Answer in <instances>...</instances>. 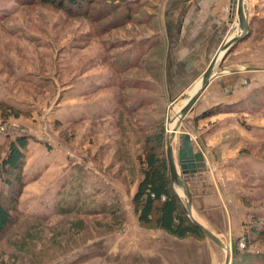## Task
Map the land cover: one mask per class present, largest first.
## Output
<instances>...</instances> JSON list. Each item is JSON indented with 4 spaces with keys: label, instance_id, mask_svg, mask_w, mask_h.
<instances>
[{
    "label": "rangeland",
    "instance_id": "obj_1",
    "mask_svg": "<svg viewBox=\"0 0 264 264\" xmlns=\"http://www.w3.org/2000/svg\"><path fill=\"white\" fill-rule=\"evenodd\" d=\"M164 1L93 0L79 13L0 0V163L11 141L26 142L20 170H0V203L14 209L0 233V264H264V95L250 111L196 118L203 92L180 117L216 53L202 68L183 69L179 83L164 43L144 51L159 36ZM243 4L250 41L219 57L211 74L243 60L263 68L253 76L261 81L264 0ZM171 128L178 176L183 131L207 172L186 179L188 198L168 166L170 186L220 244L203 231L178 238L134 212L145 150L154 146L167 161ZM207 179L212 192H204Z\"/></svg>",
    "mask_w": 264,
    "mask_h": 264
},
{
    "label": "crops",
    "instance_id": "obj_2",
    "mask_svg": "<svg viewBox=\"0 0 264 264\" xmlns=\"http://www.w3.org/2000/svg\"><path fill=\"white\" fill-rule=\"evenodd\" d=\"M231 1L165 0L163 2L158 34L169 54L167 68L173 70L174 75L180 79L179 83H186V81H182L183 75L181 72H183V69L202 68V62L208 60L211 53H217L230 37L241 33L236 6H233ZM225 7L230 9L233 14L235 11L234 23L232 22L233 14L226 12ZM248 11H250L249 8ZM248 31L249 29L247 33ZM247 33L231 43L224 50V53L227 54L230 51L232 53L240 45L249 43L250 39L244 40ZM187 61L191 64L188 65ZM230 62L226 61L224 63V71L212 74L203 90L204 94L209 96L208 100L200 102V108L195 111L194 117L197 118L199 114V116H203V114L213 115L218 111L247 112L250 111L249 108L255 107L254 105L258 104L263 98L264 80L258 81L255 77L253 78L255 71L263 68L258 65H246V61L243 60L237 61L239 63L235 64L236 67L231 68L234 64L231 65ZM189 134L191 133L189 132ZM191 140L193 141V138ZM202 155L205 161L204 170L190 175L189 181H193L201 177L204 172H207V160L203 153ZM205 176L207 177V174ZM174 182L177 192L185 190L183 184ZM210 183H212L211 180L207 179L204 192L214 190ZM195 189L193 188V190ZM192 208V212H194L193 203Z\"/></svg>",
    "mask_w": 264,
    "mask_h": 264
},
{
    "label": "trees",
    "instance_id": "obj_3",
    "mask_svg": "<svg viewBox=\"0 0 264 264\" xmlns=\"http://www.w3.org/2000/svg\"><path fill=\"white\" fill-rule=\"evenodd\" d=\"M18 1L24 4H28L32 1H38L40 3L58 6L68 10L69 12L85 13L88 11L90 2L93 0ZM254 19L257 20L255 16ZM158 37L153 35L152 43L151 40H149L151 45L149 44L150 46H146L144 51H146L147 48L155 46L159 43L161 40L158 39ZM7 109L13 113L14 117L18 116V113L13 111L14 109L12 107H8ZM163 137V132L161 130L155 136L157 145H162ZM25 143V137L21 136L9 143L6 156L0 163L1 171H5L7 174H13L14 171L20 170ZM160 156L161 153L157 152L154 146L148 147V149L145 150L143 168L141 170L142 176L138 181L136 190L132 197L134 212L137 215V219L142 224H149L153 222L156 227L161 228L178 238H183L186 235L198 237L202 230L185 214L177 193L173 191L170 186L168 163L165 158L163 159ZM15 178L18 181V187L21 188L23 183L20 180V176H15ZM10 182L11 179L9 178L5 180L6 184H9ZM12 209L13 206L9 209L0 203V233H3L12 221Z\"/></svg>",
    "mask_w": 264,
    "mask_h": 264
},
{
    "label": "water",
    "instance_id": "obj_4",
    "mask_svg": "<svg viewBox=\"0 0 264 264\" xmlns=\"http://www.w3.org/2000/svg\"><path fill=\"white\" fill-rule=\"evenodd\" d=\"M231 3L233 4V6H236L237 19H238V24L241 27V33L238 35L230 37L224 43V45L219 49L222 51L223 54H224V50L231 43H233L234 41H236L239 38H241L242 36H244L248 30L247 19H246V17H244L243 11H242L243 6H244L243 0H232ZM216 57H217V54H215L213 56V58L211 59V61L208 64L207 68L205 69L203 76H202V80H203L202 85L198 88V90L192 96H190L187 99L185 104H183V106L181 107V109L179 111L180 117L184 116L188 111L191 110V108L194 105V103L196 102L197 98L200 96V94L205 89V86L207 85V83L209 82V80L212 76L211 70L213 68V65L215 64ZM175 131H176V129L171 130V132H170L171 134L170 135L168 134L167 139H166V157H167V161H168L169 171H170L171 177L174 178V180L176 182H180L181 184H183V186L185 187V191L188 195V198H190L189 188L187 187L186 179L194 173L202 172L204 170V167H205V161H204V157L202 155V152L200 150H195L194 143L191 140L192 138H191L190 134L186 131L181 132L180 137H179L180 138L179 139V146L176 150V157H177L178 168H179V172H180V176H178L176 168H175V163L173 160V152H172V147H171V141L173 139V133H175ZM190 206H191V204H190V201L188 200L186 212H187V215L190 217V219L209 238L214 240L217 244H220V242L215 238V236H213L209 231L205 230L199 222H197L194 218L191 217ZM224 264H227V258H226Z\"/></svg>",
    "mask_w": 264,
    "mask_h": 264
},
{
    "label": "bare ground",
    "instance_id": "obj_5",
    "mask_svg": "<svg viewBox=\"0 0 264 264\" xmlns=\"http://www.w3.org/2000/svg\"><path fill=\"white\" fill-rule=\"evenodd\" d=\"M216 54H217V57H216V60H217V59H218V57H219V55H220V54H222V51H221V50H219V51H218ZM215 62H216V61H215ZM197 90H198V89H197ZM197 90H196V91H197ZM196 91H195V92H196ZM195 92H194V93H195ZM194 93H193V94H194ZM193 94H192V95H193ZM192 95H191V96H192ZM176 120H178V117H177V119H176ZM175 124H176V121H174V126H175ZM174 126H173V128H174ZM173 128H171V130H172ZM171 130H170V131H171Z\"/></svg>",
    "mask_w": 264,
    "mask_h": 264
}]
</instances>
